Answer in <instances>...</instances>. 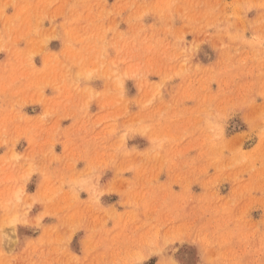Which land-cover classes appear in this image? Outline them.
<instances>
[{"label":"rangeland","instance_id":"374dc122","mask_svg":"<svg viewBox=\"0 0 264 264\" xmlns=\"http://www.w3.org/2000/svg\"><path fill=\"white\" fill-rule=\"evenodd\" d=\"M0 264H264V0H0Z\"/></svg>","mask_w":264,"mask_h":264}]
</instances>
